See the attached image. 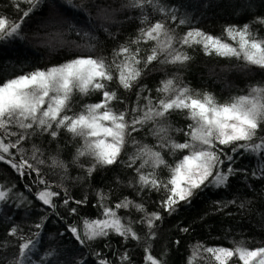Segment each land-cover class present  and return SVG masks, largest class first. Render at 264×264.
<instances>
[{
	"label": "snow or ice",
	"instance_id": "obj_1",
	"mask_svg": "<svg viewBox=\"0 0 264 264\" xmlns=\"http://www.w3.org/2000/svg\"><path fill=\"white\" fill-rule=\"evenodd\" d=\"M13 7L22 12L19 20H12L0 14V44L25 39L22 25L25 19L36 11L44 0H11ZM27 5L21 9L20 4ZM65 7L84 13L91 21V13L83 3L63 0ZM97 16L110 21L117 11L137 10L142 25L135 36L113 49L111 57L97 54L98 40L93 31L77 27L71 21L68 31L75 32L82 42L72 41L79 55L60 64L13 76L0 83V161L8 164L20 176H33L30 185L36 186L35 199L49 210L35 227L42 230L47 215L59 217L58 208H68L69 215H76V208H69L70 202L85 204L83 200L73 201L67 188L61 192L53 190V185L45 179L43 168L61 169L67 174L68 165L56 156L44 158L43 149L35 143L25 148L24 142L33 137L47 135L56 140L61 130L79 140L73 163L84 169L91 177L98 167L119 165L132 169L134 179L129 178L127 187L137 196L145 190L158 193L161 199L156 202L168 215L178 210L181 202L191 203V199L209 187L225 188L229 179L238 169L232 165L236 154L247 153L257 160L251 175L264 179V86H251L248 94L233 96L223 103L210 92L201 93L184 83L179 73L166 76L152 89L140 81L153 63L166 65H187L193 57L187 51L199 48L206 56L242 61L245 67L256 66L264 69V37L252 30L250 24L243 26L228 25L222 35H213L201 28L189 27L183 34L177 29L191 24L187 16H178L180 8L163 0H125L120 9L101 5ZM241 7L250 8V4ZM159 19L153 20V17ZM255 22L264 24V17ZM170 24H174L175 28ZM108 32L107 28L103 29ZM109 36L113 33L108 32ZM63 33L50 34L49 45H64ZM151 44L148 48L142 45ZM113 83L116 88L110 87ZM118 89L126 93L136 90V100L131 104L118 95ZM99 93V102L86 103L74 110V96L87 97ZM115 104H124L117 109ZM173 114H180L190 121L186 127H174ZM148 127V134L155 138L151 145L138 140L135 133ZM183 133L185 139L178 141L174 134ZM131 148V151L128 149ZM230 149V153L225 149ZM14 150V151H13ZM174 159L172 163L165 155ZM19 156V160L16 157ZM86 158L90 163H79ZM167 171V176L161 175ZM81 179V178H77ZM118 183H123L117 179ZM14 185L0 183V204L13 199L20 203H31L23 193H14ZM97 218H81L67 224V231L81 245L91 248L98 240H107L111 235L123 240L137 242L145 252V264H167L163 255H152L151 241L156 238L157 222L164 217L159 211L149 212L143 202L125 196L114 205L109 204L110 192L98 190ZM234 203V201H233ZM245 205L240 204L243 208ZM135 210L141 216L133 220L130 216L120 215V210ZM63 220V217H59ZM146 228L141 237L134 225ZM182 231L187 232L184 228ZM17 238L19 252L8 264H56L59 253L56 249H41V232L25 236L23 230L13 226L9 233ZM63 235V234H62ZM34 237V238H33ZM177 243H179L177 241ZM7 242H0V248ZM96 264L113 262L96 252ZM210 257L214 264H264V244L250 248L244 240L233 241V246H205L197 242L192 246L187 264H195L197 259ZM35 257V258H34ZM120 264H132L127 251L119 256ZM78 264H85L84 260Z\"/></svg>",
	"mask_w": 264,
	"mask_h": 264
},
{
	"label": "trees",
	"instance_id": "obj_2",
	"mask_svg": "<svg viewBox=\"0 0 264 264\" xmlns=\"http://www.w3.org/2000/svg\"><path fill=\"white\" fill-rule=\"evenodd\" d=\"M74 2L83 3L89 9L91 21L84 13L65 7L63 0H44V3L30 14L22 25L25 39L0 44V83L13 76L36 68L57 65L79 55V51L71 42L82 41L75 32L68 31V24L65 21H71L77 27L93 31L98 40L97 54L109 58L118 45L129 38H135L138 29L142 26L137 10L117 11L110 21L97 16V8L94 5L120 9L125 0H74ZM163 2L179 7L178 16H187L191 19L190 25L177 29L178 34H183L189 27H196L213 35H222L228 25L250 24L253 31L264 37V24L255 22L257 17H264V0H163ZM242 4H250L251 7H241ZM20 8L26 9L27 5L21 3ZM0 14L12 20H19L22 16V12L13 7L11 0H0ZM159 18L155 16L153 20ZM170 26L175 28L174 24ZM104 28L114 35L109 36ZM57 32L63 33L62 39L67 43L50 46L48 43L50 34ZM150 46L151 44L142 45L143 48ZM187 51L193 57L187 65L161 67L153 63L146 70L140 83L152 89V95L155 96V89L162 79L179 73L184 83L192 89L201 93L210 92L221 103L230 100L233 96L248 94L251 86H264V69L256 66L245 67L242 61L236 59L206 56L199 48ZM110 87L117 86L113 83ZM118 95L129 104L136 100L135 89L131 93L118 89ZM100 99L99 93L87 97L76 95L73 98L74 110L78 111L83 104L99 102ZM114 106L123 109L125 105ZM170 119L174 127H186L190 123L180 114H173ZM134 135L144 143L156 144L155 138L148 134V127ZM174 135L180 142L185 139L183 133ZM258 135H264V132ZM32 143L43 149L44 158L49 160V163V158L56 156L68 165L66 175L59 168H43L45 179L53 185H62L53 189L61 192L57 202L63 199V188H67L68 195L73 201L87 197V202L81 205L70 202L68 207L76 208V215H69L68 208L59 207V217L64 219L49 214L44 221L43 229L38 230L35 225L41 222V218L49 210L35 199L36 186L32 185L31 191L26 187L31 184L34 174L31 177L27 175L20 177L10 165L0 161V183L14 185V193H23L31 201V203H20L19 200L13 199L6 205L0 204V242H7V247L0 248V264H8L9 260L18 255L20 241L8 234L13 226H18V231L22 229L25 236L40 231V245L37 251L56 249L59 253L55 258L56 264H78L80 260H84L85 264H96V252H100L113 264H120L119 256L125 251L130 255L132 264H145L143 247L134 240L125 241L119 236L111 235L107 240L93 242L91 248H88L81 246L67 231L66 225L73 221L99 216L100 210L96 206L98 190L110 192L109 204L114 205L127 196L138 203H145L149 212L161 213L164 219L162 222H157V235L151 241V252L157 258L163 255L167 264H187L192 246L197 242L209 247L229 248L233 246V241L240 240L246 241L250 248L264 244V179L252 177L251 172L257 160L247 153L235 155L232 166L239 171L229 179L227 187H209L199 191L191 199V203L181 202L178 210L168 215L156 203L161 199L160 194L148 193L145 190L141 196H137L132 188L127 187L129 178L134 179L135 174L132 169L119 165L98 167L91 177L87 176L84 169L73 163L75 150L80 141L73 140L70 134L63 130L56 140H52L47 135L38 136L33 137L31 141H25L23 146L30 149ZM128 150L131 151V148ZM225 151L230 153V149L226 148ZM180 155L182 154H178L175 158L165 155V158L172 163L174 159H179ZM16 159L19 160V156ZM79 163L87 165L90 162L86 158H81ZM161 175L166 177L167 171L161 170ZM78 177L81 179H77ZM117 179L123 183H118ZM241 203L245 205L243 208L240 207ZM120 215L130 216L133 220H138L141 216L135 210L126 212L123 209L120 210ZM134 227L141 237L145 236L147 230L144 225L136 224ZM184 228L188 231H182ZM195 264H214V262L210 257L205 256L197 259Z\"/></svg>",
	"mask_w": 264,
	"mask_h": 264
}]
</instances>
